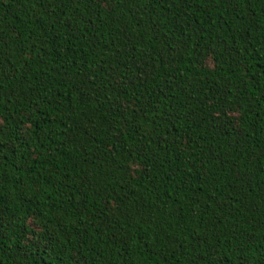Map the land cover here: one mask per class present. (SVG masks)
Here are the masks:
<instances>
[{
  "label": "trees",
  "instance_id": "16d2710c",
  "mask_svg": "<svg viewBox=\"0 0 264 264\" xmlns=\"http://www.w3.org/2000/svg\"><path fill=\"white\" fill-rule=\"evenodd\" d=\"M0 264H264V0H0Z\"/></svg>",
  "mask_w": 264,
  "mask_h": 264
}]
</instances>
